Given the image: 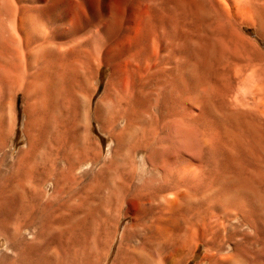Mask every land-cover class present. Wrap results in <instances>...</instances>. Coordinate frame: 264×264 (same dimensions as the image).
<instances>
[{
  "label": "rangeland",
  "instance_id": "rangeland-1",
  "mask_svg": "<svg viewBox=\"0 0 264 264\" xmlns=\"http://www.w3.org/2000/svg\"><path fill=\"white\" fill-rule=\"evenodd\" d=\"M9 1L0 264H264V0Z\"/></svg>",
  "mask_w": 264,
  "mask_h": 264
},
{
  "label": "bare ground",
  "instance_id": "bare-ground-1",
  "mask_svg": "<svg viewBox=\"0 0 264 264\" xmlns=\"http://www.w3.org/2000/svg\"><path fill=\"white\" fill-rule=\"evenodd\" d=\"M10 1H12V0H10ZM10 1H9V3H10ZM20 4H22V2H20ZM78 5H79V7H80V9H85V3L83 2V1H80L79 3H78ZM12 6H13V3H12ZM224 6H226V5H224ZM103 6H101V11H100V18H99V20L101 21V22H104V21H106L107 20V18H105V11L103 10V8H102ZM225 11H227V9H225ZM12 12H13V16H12V18H11V23L10 24H8L7 22V24H8V26L6 25V28H10L9 27V25H11L12 26V28L10 29V30H12L13 31V33L11 34L12 35V38L14 39V37L16 38V40H17V44H19L20 45V38H17L18 36H17V30H18V27H21L22 25H23V18H22V16L21 15H18V13L20 12V8L18 9V7L17 6H15L14 5V7L12 8ZM12 12H11V14H12ZM22 13V12H21ZM26 17H28V16H26ZM30 17V16H29ZM10 19V18H9ZM29 19V18H28ZM247 19V18H246ZM7 20V19H6ZM35 20V19H34ZM26 21H28V20H26ZM4 22V21H3ZM244 22H245V20H244ZM28 24V23H27ZM32 26V25H31ZM99 26V25H98ZM30 27V26H29ZM39 27V26H38ZM51 27V26H50ZM27 28V27H26ZM37 28V27H36ZM1 29V28H0ZM21 29V28H20ZM23 29V28H22ZM30 29V28H29ZM9 30V29H8ZM27 30V29H26ZM37 30V29H36ZM28 31V30H27ZM33 31L31 30V33H32ZM44 32V31H43ZM36 33V32H35ZM38 33V32H37ZM39 33H41V32H39ZM10 34V33H9ZM36 35V34H35ZM14 36V37H13ZM17 36V37H16ZM25 36V35H24ZM25 38V37H24ZM10 40V39H9ZM19 41V42H18ZM37 41V40H36ZM38 41H39V39H38ZM73 42H76L75 40L73 41ZM16 43V42H15ZM38 43V42H37ZM80 43V42H79ZM47 44V43H46ZM49 44V43H48ZM41 45V44H40ZM65 45H67V44H65ZM16 46H18V45H16ZM47 46V45H46ZM69 46V45H68ZM3 47H4V45H3ZM19 48H21V45L20 46H18ZM31 47V46H30ZM33 47V46H32ZM48 48V47H47ZM66 49V48H65ZM61 50V49H60ZM41 53V52H40ZM20 57V56H19ZM30 57V56H29ZM2 58V57H1ZM34 59V58H33ZM22 65V64H21ZM4 68V67H3ZM80 71V70H79ZM4 72V71H3ZM25 72V71H24ZM12 79V78H11ZM15 83V82H14ZM17 88H16V90L18 91V90H20V88H21V86H22V83H17ZM4 88V87H3ZM35 91V90H34ZM17 93V92H16ZM35 93V92H34ZM78 95V94H77ZM26 99V98H25ZM236 100H237V98H236ZM262 110V109H261ZM260 111V110H259ZM261 112H264L263 110L261 111ZM261 112H260V114H261ZM264 115V114H263ZM126 123V122H125ZM4 124V123H3ZM123 129V128H122ZM95 144V143H94ZM26 146V145H25ZM115 150V149H114ZM261 155V154H260ZM107 156V155H106ZM114 157V156H113ZM261 157V156H260ZM108 159V158H107ZM34 160V159H33ZM227 161V160H226ZM225 160H223V161H221L222 163H224V162H226ZM32 163V162H31ZM37 163V162H36ZM131 164V163H130ZM133 164V163H132ZM231 164V163H230ZM14 165V164H13ZM67 167V166H66ZM96 167V166H95ZM10 170V169H9ZM133 171V170H132ZM185 172V171H184ZM6 173V172H5ZM191 173V172H190ZM179 175V174H178ZM177 175V176H178ZM119 179V178H118ZM25 181V180H24ZM249 184V183H248ZM26 185H27V183H26ZM17 188V187H16ZM116 188H117V186H116ZM181 189V188H180ZM107 191V190H106ZM177 193V192H176ZM169 196V195H168ZM53 197V196H52ZM84 197V196H83ZM174 197V196H173ZM166 199H167V197H166ZM169 199V198H168ZM167 199V200H168ZM201 199V198H200ZM174 201V200H173ZM45 202V201H44ZM168 202V201H167ZM70 204V203H69ZM166 205H168V204H166ZM243 205H244V203H243ZM247 205V204H246ZM163 206V205H162ZM253 205H251L250 204V206H248V208L249 209H247V211L249 212L248 214H250L251 215V211H254V208H256V207H252ZM31 207V206H30ZM109 207V206H108ZM245 207V206H244ZM243 207V208H244ZM105 208V207H104ZM114 208V207H113ZM241 208H242V206H241ZM246 208V207H245ZM108 211V210H107ZM166 213V212H165ZM215 218V217H214ZM210 219V218H209ZM32 222V221H31ZM250 222V221H249ZM34 223V222H33ZM220 223H221V221H220ZM253 223V222H252ZM262 224V223H261ZM251 225V224H250ZM12 227V226H11ZM194 227H195V225H194ZM34 228V227H33ZM57 228V227H56ZM254 228V227H253ZM192 229V228H191ZM196 230V229H195ZM258 230H260V229H258ZM191 231V230H190ZM51 232V231H50ZM36 233V232H35ZM35 233H33V234H35ZM37 235V234H36ZM37 236H39V235H37ZM39 238V237H38ZM208 239V238H207ZM36 240V239H35ZM40 240V239H39ZM37 241V240H36ZM34 242V241H33ZM40 243V242H39ZM189 243V242H188ZM191 243H193V242H191ZM131 244V243H130ZM38 245V244H37ZM18 248H19V246H18ZM132 250V249H131ZM240 254V253H239ZM219 258H221V257H219ZM223 259V258H222Z\"/></svg>",
  "mask_w": 264,
  "mask_h": 264
}]
</instances>
